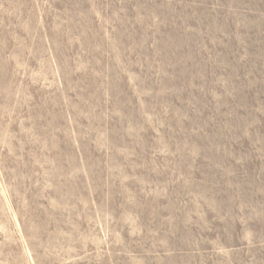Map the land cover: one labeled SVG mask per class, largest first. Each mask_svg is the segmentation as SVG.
Here are the masks:
<instances>
[{"label":"rangeland","instance_id":"1","mask_svg":"<svg viewBox=\"0 0 264 264\" xmlns=\"http://www.w3.org/2000/svg\"><path fill=\"white\" fill-rule=\"evenodd\" d=\"M0 264H264V0H0Z\"/></svg>","mask_w":264,"mask_h":264}]
</instances>
